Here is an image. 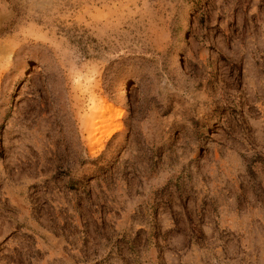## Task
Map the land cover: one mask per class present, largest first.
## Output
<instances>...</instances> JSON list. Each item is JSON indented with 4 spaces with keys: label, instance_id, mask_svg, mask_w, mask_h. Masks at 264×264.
Segmentation results:
<instances>
[{
    "label": "rangeland",
    "instance_id": "1",
    "mask_svg": "<svg viewBox=\"0 0 264 264\" xmlns=\"http://www.w3.org/2000/svg\"><path fill=\"white\" fill-rule=\"evenodd\" d=\"M0 264H264V0H0Z\"/></svg>",
    "mask_w": 264,
    "mask_h": 264
}]
</instances>
